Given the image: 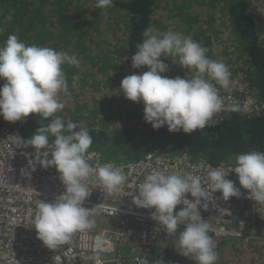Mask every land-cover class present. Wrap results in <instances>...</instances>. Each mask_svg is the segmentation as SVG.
I'll return each instance as SVG.
<instances>
[{"label": "clouds", "instance_id": "9594fccd", "mask_svg": "<svg viewBox=\"0 0 264 264\" xmlns=\"http://www.w3.org/2000/svg\"><path fill=\"white\" fill-rule=\"evenodd\" d=\"M112 4L113 0H96L98 8ZM3 31L0 27V34ZM229 35L230 30L225 31L223 38ZM142 36V42L136 44L131 56V66L136 69L146 66L148 70L121 80L119 89L125 98L143 103V118L153 129L166 125L169 132L192 133L209 126L213 116L225 107L217 85L224 89L235 86L227 65L211 59L207 55L208 48L191 35L147 27ZM161 57H171L181 68L191 70L192 75H162L169 65ZM64 65L78 68L80 60L67 51L27 45L14 34H9L0 45V79L4 80L0 85V116L10 122L29 114L51 118L29 138L18 136L17 140L19 145L35 149L29 160L33 170L36 164L43 168L54 166L65 185V191L53 201L39 200L34 216L28 221L34 226L38 239L49 249L69 244L75 233L94 227L92 217L99 209L84 206L93 191L86 183L93 172L99 185L109 194L119 190L127 180L123 170L111 164H98L93 168L88 162V149L93 143L89 130L71 119L65 121L55 115L66 107L61 94L70 97ZM78 80V76H73V87ZM50 136L54 138L51 142ZM233 172L237 174L239 185L248 190L246 198L255 201L256 207L264 206V151L260 150L236 155L227 167H209L206 178L153 168L138 185L137 194L129 195L136 207L154 209L150 218L162 225L169 236L173 237L180 229L174 243L180 255L196 264H216L217 242L209 235L210 225L202 218L201 210L209 207L210 198H214L217 191L225 201L241 196V189L227 178ZM189 194L192 199L188 198ZM180 205L183 207L176 210ZM140 264L163 262L144 258Z\"/></svg>", "mask_w": 264, "mask_h": 264}, {"label": "trees", "instance_id": "16d2710c", "mask_svg": "<svg viewBox=\"0 0 264 264\" xmlns=\"http://www.w3.org/2000/svg\"><path fill=\"white\" fill-rule=\"evenodd\" d=\"M19 1L21 0H3L2 7L12 9ZM48 2L51 3L49 7L46 6ZM48 2L47 0H24L20 8L12 14V16L22 18L18 30H23L25 24L28 25V29L35 28L33 44L38 45L42 42L57 51H67L70 43L75 40L83 38L90 42V25L99 28L102 24H111L115 25L113 28L116 29L113 40H116L114 42L118 48H116L115 56H107V44H97L95 45L97 48L94 45L91 48L80 45L73 47L68 53L76 55L77 58L81 57L84 61L90 59L88 58L89 53L95 49L96 55L100 54L105 57L104 62H99L97 58H94L100 69L95 76L97 85L103 83L105 78L103 67L107 65L108 57L113 60L116 56L119 58V66L126 69V76L148 70L145 69L146 66H141L139 69L133 68L131 56L136 51V44L142 42V33L145 28L153 27L163 32L162 27L153 22V14L158 11L159 0H113L112 6L108 8L96 7V0H48ZM256 3L257 0H225L221 8L213 11L215 19L211 20L212 24L208 21L207 25H201V30L198 33L195 32L193 38L208 48L209 57L223 61L230 72L240 70L251 78L254 77L260 95L264 99V9ZM1 22L2 19H0ZM210 30L215 33L208 35ZM228 30H230V35L225 39L223 38L224 33ZM183 31L186 32V27ZM57 33H60L62 39L72 37L73 41H64L65 46H60V42L55 41ZM3 39L1 38V41ZM104 39L108 42L110 37ZM203 39H205L204 42ZM215 40L217 42H214ZM238 41L244 52L238 53L233 49V44ZM28 45L31 44L28 43ZM234 56L239 59L236 60ZM125 57L127 59H124ZM161 59L169 65L168 71L162 75L169 77H190L192 75L191 70L181 68L171 60V57H161ZM77 69L74 67L71 76ZM70 80H67L69 89L74 88L75 93H80L77 99L82 100L83 104L96 102V106L99 105L94 106L97 113L101 116H110V119L104 123L106 125L102 126L99 124L100 120L94 119L93 124L87 128L93 138L90 148L99 147L105 158L111 157L109 150L111 146H115V151L121 155L118 160L138 158L150 148H159V151L166 152L164 150L166 147L175 152L189 153L196 159L211 163H218L221 160L233 161L236 155L251 150L264 151V113L250 116L233 114L215 126H206L192 133H185L182 130L169 132L166 125L159 129H153L152 126L143 127L141 124L133 125L136 122H145L141 104L136 107L132 106L124 119L122 110L124 107L120 105L124 99L122 92H101L97 90V85L95 88L81 86L78 91L77 87L70 84ZM85 89L89 92L87 97L82 94ZM112 106L116 107L118 112H112L111 109L104 110ZM129 107L130 105H125V108ZM26 118L24 130L28 136H31L42 124H47L50 119H43L39 114H29ZM17 122L6 121L0 116V125L12 126ZM52 139L54 138L50 136L49 140ZM245 191L248 192L247 189ZM209 235L212 236L211 233ZM220 243L222 244L218 247V252H220L218 260L224 259L226 264L229 260H232L231 264H264V241L258 240L246 244L226 238ZM189 261L192 264L196 263L190 258Z\"/></svg>", "mask_w": 264, "mask_h": 264}, {"label": "built area", "instance_id": "2783aa9c", "mask_svg": "<svg viewBox=\"0 0 264 264\" xmlns=\"http://www.w3.org/2000/svg\"><path fill=\"white\" fill-rule=\"evenodd\" d=\"M231 79L235 81L234 87L224 89L217 85L225 107L213 116L209 126L232 114L264 113V99L254 77L235 70L231 72ZM3 83L4 80L0 79V85ZM26 122L24 117L15 125H0V264H140L144 258L170 264L180 229L173 237L169 236L162 225L150 218L154 209L136 207L129 194H137L138 185L153 168L166 169L168 173L199 174L206 178L209 167H227L231 163L220 161L211 166L186 152L171 155L157 149H147L138 158L118 160L103 157L99 147L89 148L88 162L93 168L98 164H111L121 168L127 180L119 190L109 194L99 185L93 172L86 181L93 191L85 199L84 206L99 209V213L92 217L94 227L75 233L69 244L49 249L38 239L34 226L28 221L34 216L39 200L53 201L65 191V185L54 166L43 168L36 164L35 170L30 166L29 160L35 149L17 143L19 137H30L24 130ZM227 178L241 189V196L225 201L217 191L214 198H210L209 207L201 210L202 218L210 225L209 233L215 237L233 234L225 229V225L241 223L246 206L253 209L264 207H256L255 201L246 198L247 192L239 185L237 174L229 173ZM188 198L192 199L190 194ZM179 207L183 205L177 206L176 210ZM18 256L24 262H12Z\"/></svg>", "mask_w": 264, "mask_h": 264}, {"label": "rangeland", "instance_id": "374dc122", "mask_svg": "<svg viewBox=\"0 0 264 264\" xmlns=\"http://www.w3.org/2000/svg\"><path fill=\"white\" fill-rule=\"evenodd\" d=\"M24 0L19 1L12 9L2 7L3 0H0V19H2V22L0 23V27H3L4 34H0V45L4 43L7 36L9 34L17 35L20 40L23 42H26L27 45L33 44L34 42L32 38L34 37L33 34H35V28L28 29V25L25 24L23 30H18L20 27H18L19 24L22 23L21 17L12 16L15 10L20 8L21 2ZM2 2V3H1ZM48 2V0H47ZM51 3H47V7H49ZM225 4V0H159L158 4V11L157 13L153 14V22L155 25L161 26L163 31L171 29L174 31H179L183 35H191L192 37L195 35V32H199L202 28L201 25H207L208 21L209 24H212L211 20L215 19L213 11H216V8H221ZM263 6L264 9V0H257L256 5ZM255 5V6H256ZM211 9V10H210ZM218 11V10H217ZM213 14V15H212ZM258 12L256 11V15ZM55 15V13L53 14ZM260 17V16H259ZM57 18V17H56ZM62 18V17H61ZM60 18V19H61ZM211 21V22H210ZM110 24V23H109ZM8 27V30L6 28ZM115 25H108V24H102L99 28H97L94 25H90L89 29L91 34L90 42L86 41L85 39H78L74 42L70 43L69 49L67 48V52H70V50L73 47H78L80 45H85L87 48H91L92 45L97 44H107V56H115L116 55V48H118V45L116 44V40L114 39L115 31L114 29ZM184 27H186V32L183 31ZM122 29V28H121ZM119 30V29H118ZM189 30V31H187ZM120 31V30H119ZM113 33V34H111ZM196 33V34H197ZM215 33L214 31L211 32L208 31V35H213ZM6 34V35H5ZM31 34V35H30ZM30 35V36H29ZM207 36V35H206ZM86 37V36H85ZM84 37V38H85ZM105 37H110L109 41H105ZM1 38H4L1 41ZM80 40V41H79ZM205 39L202 41L204 42ZM55 41L60 42V46H65V42L73 41L72 37H67L65 39L60 38V33H57L55 35ZM65 41V42H64ZM113 41V42H112ZM39 42V41H38ZM47 42V41H46ZM214 42H217L215 40ZM220 43V41L218 42ZM39 46H47L46 44H38ZM225 46L224 44H220ZM223 46H220V48H223ZM233 49L235 52H244L243 47L238 41L236 44H233ZM95 48H97L95 46ZM95 49L93 51L91 50L89 53L90 59L82 60L81 57H78L80 60V66L77 69L76 72L72 74L71 71L74 70V66L71 65H64L63 71L66 74L67 80L71 79L69 82L72 85V78L73 76H78L79 80L77 81V90L80 91V87H89V88H95L97 85L96 78L97 74L99 73V64L95 62L94 58H97L99 62H104L105 57L94 53ZM227 51L228 48H227ZM232 51V50H231ZM230 52V51H229ZM223 57V56H218ZM236 60L239 58L237 56H234ZM108 63L106 66L103 67V76L105 77L103 80V83L100 85H97V90H100L101 92H108V93H120L122 90L119 89L121 80L126 76V69L121 68L119 66V58L113 60V58L108 57ZM212 59V57H210ZM147 69V67H145ZM92 78V80H90ZM70 97H65L63 94H61V99L66 101V107L62 110L57 112L55 115L62 117L65 121L68 119H71L73 122L77 123L79 127H85L89 128L92 124L94 119L100 120V125H106L104 124L108 119H110V116H101L96 111V102L83 104L82 100L77 99V97L80 95V93H75L74 88H70ZM82 94L87 97L89 95V92L87 89L82 91ZM124 99L122 100L121 104L124 108L122 109L124 111V119L126 117V113L128 110L133 107H136L138 104H141V108H143L142 102H133L123 95ZM113 102V101H112ZM114 104H117L116 102H113ZM130 105L129 108H125V105ZM96 106V107H94ZM111 109L112 112H118L117 108L112 106L110 108H104V110ZM94 119L92 116H94ZM97 117V119H96ZM51 119V118H50ZM123 119V121H124ZM141 124L143 127H149L151 126L150 123L147 122H136L133 125ZM149 124V125H147ZM106 130L109 131L108 127H106ZM110 150V156L114 159H120L121 155L119 152L115 151L116 147L111 146L109 147ZM166 152L170 153L171 155H175V151L170 150L169 147H166L164 149ZM244 215L241 223L237 224H227L225 225V229L233 234H230V236H224V237H215L212 233L213 239L217 242L216 244V251L218 252V247L222 244L223 239L229 238L231 241L234 242H240V243H246L250 244L252 242H257L258 240L264 241V207H258V208H250L246 206L244 210ZM242 225V226H241ZM233 230V231H230ZM220 252H218L219 254ZM232 260L228 261V264H231ZM170 264H192L189 261V257H185L179 254L178 250L174 248L172 253V260ZM196 264V263H194ZM216 264H226V261L224 262V259L217 260Z\"/></svg>", "mask_w": 264, "mask_h": 264}, {"label": "bare ground", "instance_id": "6f19581e", "mask_svg": "<svg viewBox=\"0 0 264 264\" xmlns=\"http://www.w3.org/2000/svg\"><path fill=\"white\" fill-rule=\"evenodd\" d=\"M5 126V125H4ZM6 126H8V125H6ZM153 149H157V150H160L159 148H150V149H148V150H153ZM163 150V149H162ZM7 152H9V151H7ZM198 160H202V161H206V160H203V159H198ZM221 161H224L225 162V164L226 163H230V162H232V161H230V160H221ZM208 162V161H207ZM220 162V161H219ZM218 162V163H219ZM218 163H211V162H209V164L211 165V166H215L216 164H218ZM103 226H106V223H104L103 224ZM22 259V257H17V260H13L12 262H24L23 260H21Z\"/></svg>", "mask_w": 264, "mask_h": 264}, {"label": "crops", "instance_id": "0c3cea01", "mask_svg": "<svg viewBox=\"0 0 264 264\" xmlns=\"http://www.w3.org/2000/svg\"><path fill=\"white\" fill-rule=\"evenodd\" d=\"M94 117H95V115L94 116H92V118L94 119ZM234 161V160H233Z\"/></svg>", "mask_w": 264, "mask_h": 264}]
</instances>
